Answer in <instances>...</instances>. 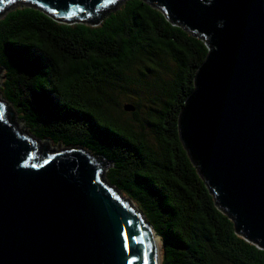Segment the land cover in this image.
<instances>
[{
    "label": "trees",
    "instance_id": "obj_1",
    "mask_svg": "<svg viewBox=\"0 0 264 264\" xmlns=\"http://www.w3.org/2000/svg\"><path fill=\"white\" fill-rule=\"evenodd\" d=\"M17 1L0 11V97L30 134L104 157L106 180L161 237V264H264V249L236 232L180 140L206 40L148 0H119L98 23L60 22ZM144 62L157 89L145 118L132 100Z\"/></svg>",
    "mask_w": 264,
    "mask_h": 264
},
{
    "label": "water",
    "instance_id": "obj_2",
    "mask_svg": "<svg viewBox=\"0 0 264 264\" xmlns=\"http://www.w3.org/2000/svg\"><path fill=\"white\" fill-rule=\"evenodd\" d=\"M24 1L65 23H98L120 4ZM148 1L206 40L180 140L236 232L264 249V0ZM0 115V264H161V237L106 180L104 157L51 148L1 97Z\"/></svg>",
    "mask_w": 264,
    "mask_h": 264
},
{
    "label": "rangeland",
    "instance_id": "obj_3",
    "mask_svg": "<svg viewBox=\"0 0 264 264\" xmlns=\"http://www.w3.org/2000/svg\"><path fill=\"white\" fill-rule=\"evenodd\" d=\"M166 65L169 69L175 68V64L173 65L171 62H166ZM141 72H144L143 77L145 78V84L141 86L139 89L134 91V94H132V100H137L140 102L142 107V117H146L148 111L153 107L152 102L150 101L151 98L155 97L157 95V89L153 86V82L155 80V77L152 75V72L148 69L149 68H155V66L149 62L142 63L141 66H138ZM124 100V101H123ZM125 102V99H122L120 102ZM118 103V102H117ZM158 105V103H157ZM14 109V108H13ZM15 111V110H14ZM16 113V112H15ZM17 115V113H16ZM17 120H20L17 115ZM22 121V120H20ZM148 132V140L151 144H154L156 146V141L153 138L152 133L150 130H147ZM51 148H57V147H51ZM123 196V195H122Z\"/></svg>",
    "mask_w": 264,
    "mask_h": 264
},
{
    "label": "bare ground",
    "instance_id": "obj_4",
    "mask_svg": "<svg viewBox=\"0 0 264 264\" xmlns=\"http://www.w3.org/2000/svg\"><path fill=\"white\" fill-rule=\"evenodd\" d=\"M157 240V245H158V251H159V255L161 254V239L158 238V236L156 237Z\"/></svg>",
    "mask_w": 264,
    "mask_h": 264
},
{
    "label": "snow or ice",
    "instance_id": "obj_5",
    "mask_svg": "<svg viewBox=\"0 0 264 264\" xmlns=\"http://www.w3.org/2000/svg\"><path fill=\"white\" fill-rule=\"evenodd\" d=\"M111 3H116V0H110ZM0 119H2V115H0Z\"/></svg>",
    "mask_w": 264,
    "mask_h": 264
}]
</instances>
